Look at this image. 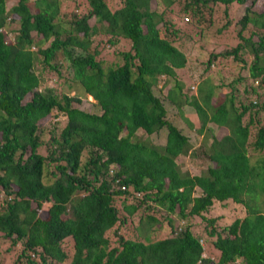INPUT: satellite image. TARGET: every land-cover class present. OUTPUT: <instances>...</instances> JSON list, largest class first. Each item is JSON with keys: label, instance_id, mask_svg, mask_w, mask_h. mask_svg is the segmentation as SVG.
I'll use <instances>...</instances> for the list:
<instances>
[{"label": "trees", "instance_id": "trees-1", "mask_svg": "<svg viewBox=\"0 0 264 264\" xmlns=\"http://www.w3.org/2000/svg\"><path fill=\"white\" fill-rule=\"evenodd\" d=\"M85 1L83 14L76 7L63 11L62 0H0V250L21 246L8 264H212L201 257L202 239L192 223H182L194 217L205 220L204 233L214 237L215 264H264V124L249 140L250 112L264 111V98L258 99L264 91V0L259 7L257 0L184 2L182 11L194 16L204 8L210 15L220 5L242 6L235 21L239 42L219 54L243 66L238 52L251 54L247 77L257 98L237 109L229 85L214 104L219 86L203 80L207 90L198 86V95L187 97L173 79L166 97L177 109L194 108L198 132L210 122L227 130L218 139L210 136L206 168L193 175L175 162L187 153L188 139L165 119L151 91L159 77L172 78L185 66V55L173 44L177 31L169 32L150 0H111L112 7L110 0ZM119 38L128 39V50L116 51ZM102 41L115 60H104ZM45 72L65 81L67 90L39 89ZM78 89L92 97L99 113L75 105ZM161 127L162 147L134 138L137 129L152 134ZM116 196L138 203L123 201L120 215ZM227 199L245 214L217 231L203 213ZM147 201L156 208L149 205L150 213L138 217L142 241L117 236L109 246L104 233ZM153 212L163 215L168 229L159 239L151 234L164 224Z\"/></svg>", "mask_w": 264, "mask_h": 264}, {"label": "rangeland", "instance_id": "rangeland-1", "mask_svg": "<svg viewBox=\"0 0 264 264\" xmlns=\"http://www.w3.org/2000/svg\"><path fill=\"white\" fill-rule=\"evenodd\" d=\"M185 1L186 0H174L170 6H166L161 0H150L149 8L155 9L157 13L162 15L163 21L168 23L169 32L171 33L172 29L177 31V36L173 44L183 52L186 58L185 66L177 70L174 77H159L156 85L151 87V91L164 107L165 119L187 137L189 144L187 153L178 156L175 162L179 170L193 175L198 174L206 168V164L208 163L206 160V148L211 141L210 136L213 134L214 137L218 139L225 134L227 130L223 127H217V125L210 122L206 124V128L203 129L202 132H198L201 122L194 108L190 105L183 104L177 109L166 97L170 84L174 82L173 79H177L182 83V91L187 97L198 95V86H201L204 92L207 90V84H205L203 80L206 82L208 81L215 87L219 86V88H216L215 98L211 100V103L213 102L214 104H217L223 99L224 93L229 91V85H233L236 91L234 104L237 109H240L241 104H248L257 98H255L256 94L249 91L250 79L247 77V65L252 60L251 54L246 52V50L244 52L241 50L238 52L244 60V66L231 56H222L219 54L226 49L228 50L234 47L237 42H239L236 34L239 25L235 23V21L242 13V6L235 3H231L226 7L220 5L214 8L210 15L204 8L201 15L194 16L190 12L182 11ZM111 2L110 0V7H112ZM260 2L261 0H257L256 7H259ZM61 4L63 11L66 12L74 11L76 8L75 11L77 13L84 14L88 11L85 0H62ZM184 17H187V20H185ZM198 17L200 19H198ZM89 21L92 22L91 19ZM156 27L159 30V34L163 36L164 27L161 23L157 24ZM247 34L248 32L245 31L244 35ZM100 37L104 40L106 36L102 34ZM118 40L115 46L116 51L128 50V39L119 38ZM102 49L104 50L101 54L105 61L110 62L112 59L115 60L112 49L109 48L107 43L103 42ZM208 58L210 59V63L207 67L206 61ZM42 78L43 80H41L38 86L39 89L50 87L54 91H59V93L60 90H62V92L67 90L66 84L64 83L65 81H60L52 72L43 73ZM238 78H240V80H238ZM259 93L260 96H258V99L261 100L264 98V91L262 92L259 90ZM75 95L80 99V103L75 104L78 108L94 113L100 112L99 107L94 104V100L90 95H86L81 89L76 90ZM250 115L252 116L253 122L249 126V140L256 131L258 125L264 124V111L257 110V112H255L252 110ZM242 119L243 123L249 119L248 112L245 113ZM165 135L166 128L164 127H161L152 134H146L143 130L137 129L134 138L154 147H162L165 141ZM247 154L251 156V150L248 149ZM197 192L196 189L195 193ZM123 201L126 204L138 203V199L131 196H126L124 199L117 196L114 197L113 204L120 211V215L123 214L120 209ZM149 205L154 207V205L148 201L141 203L132 217H126L123 223L114 224V226L104 233V236L109 240V246L116 245L117 236L142 241V237L137 234L138 217L141 214L150 213V208L147 209ZM153 214L164 224L162 229H158L157 227L154 228L153 230L155 232L151 234V236H153L152 239H159L167 235L168 229H166V222L162 219L163 215L159 212H153ZM244 214L245 208L242 205L227 199L222 202L214 201L208 211L203 213V216L213 218V223L216 225L215 228L218 231L220 228L228 225L234 218H241ZM183 222H191V225H193V233L201 237L202 240L199 241L202 247L201 257L209 258L212 264H215L218 259V251L212 245L214 237L208 238L204 233L205 231L203 228L206 225V221L200 217H194L192 219L182 220V223ZM20 247L19 243H14L9 249L10 252L1 248L0 262H4L5 264L12 262V257L17 254ZM195 264L201 263L197 261ZM232 264L241 263L239 260H236Z\"/></svg>", "mask_w": 264, "mask_h": 264}, {"label": "clouds", "instance_id": "clouds-1", "mask_svg": "<svg viewBox=\"0 0 264 264\" xmlns=\"http://www.w3.org/2000/svg\"><path fill=\"white\" fill-rule=\"evenodd\" d=\"M200 244V243H199Z\"/></svg>", "mask_w": 264, "mask_h": 264}]
</instances>
